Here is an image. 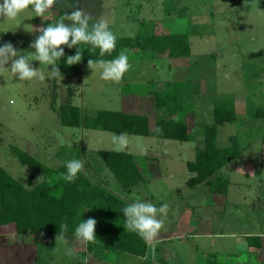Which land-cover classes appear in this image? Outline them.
<instances>
[{"label":"rangeland","instance_id":"374dc122","mask_svg":"<svg viewBox=\"0 0 264 264\" xmlns=\"http://www.w3.org/2000/svg\"><path fill=\"white\" fill-rule=\"evenodd\" d=\"M54 5L65 13L82 9L91 14L92 23L107 21L117 38L185 33L190 57L150 59L140 50H124L131 67L120 82L102 79L97 67L89 64L82 65L80 76L69 80L20 81L0 70V166L31 188L41 181L42 172L23 166L11 147L49 169L82 158L87 174L98 170L110 190L122 194L98 151L159 156L160 170L153 177L147 172V182L132 191L158 207L169 205L158 235L165 249L155 264H205L210 255L222 264H264V239L259 248L247 243L249 236L264 237V0H60ZM35 15L26 11L21 20L0 17V46L11 43L21 53L34 52L30 45L38 29L55 22L50 11L45 17ZM11 63L5 67L10 69ZM32 63L40 67L39 61ZM184 80L186 108L175 118L190 125L188 142L128 135L129 144L121 151L113 143L114 133L64 127L59 121L58 108L69 100L92 117L100 110L125 111L121 99L126 102L127 95L145 102L130 112L148 110L153 115L150 96L145 94L148 85ZM218 103L232 105L237 114L235 123L218 127V144L227 146L230 137L237 136L246 149L221 170L230 182L226 202L209 195L204 183L192 189L186 186L192 176L187 162L202 147L203 128L213 122ZM47 240L2 233L0 264H32L38 248L33 264L84 263L82 241L54 245L52 254L43 246ZM114 260L105 263L114 264Z\"/></svg>","mask_w":264,"mask_h":264},{"label":"trees","instance_id":"16d2710c","mask_svg":"<svg viewBox=\"0 0 264 264\" xmlns=\"http://www.w3.org/2000/svg\"><path fill=\"white\" fill-rule=\"evenodd\" d=\"M54 21L66 13L58 6L49 9ZM68 23V20L65 21ZM65 48V56L74 55L76 47ZM83 57L75 65H66L64 57L59 63L63 79L81 75V67L89 59H99V49L95 53L88 45L79 46ZM124 50H140L150 59H179L190 57V45L187 34H162L158 36H135L117 38V46L111 55L104 59H113ZM60 78V77H58ZM185 83V82H184ZM184 83H164L147 88V95L153 97L156 117L130 114L123 111L100 110L92 117L84 115L81 109L71 103L58 108V117L62 126L83 128L110 133L126 132L128 135L151 137L161 140L188 142L191 127L186 121L174 115L186 108L187 88ZM72 97L70 91V98ZM262 113V111H260ZM237 121L235 108L226 103H218L213 108V122L203 128V145L196 149L194 159L187 162V170L192 175L187 181L188 188L200 184L208 187L209 195L223 197L226 202L229 180L223 178L221 170L242 154L245 148L239 144L237 136L230 137L229 145L220 146L217 142L218 127ZM11 153L30 170L42 172L41 181L27 188L0 166V235L50 237L75 236L78 223L95 218V241L86 242L91 251L95 247L120 254L144 258L149 241L144 240L125 226L122 209L128 200L109 189L101 180L98 170L88 174L82 169L75 182H66L63 173L65 164L57 169H49L27 152L11 147ZM98 156L113 175L119 188L124 192L138 187L145 177L135 158L124 152L98 151ZM223 202V203H224ZM85 211V212H84ZM82 214V215H81ZM68 223V231L62 233L60 225ZM249 247L261 246L260 236L247 237ZM52 247V245H50ZM37 247V246H36ZM39 248L36 249L33 262H36ZM205 264H221L216 256H208Z\"/></svg>","mask_w":264,"mask_h":264},{"label":"clouds","instance_id":"9594fccd","mask_svg":"<svg viewBox=\"0 0 264 264\" xmlns=\"http://www.w3.org/2000/svg\"><path fill=\"white\" fill-rule=\"evenodd\" d=\"M60 3V0H0V17H6L9 20H21L26 11H33L39 17H45L48 10L54 4ZM71 21L66 23L65 21ZM91 14L77 8L71 13H66L54 23H49L47 27L38 29L39 35L30 45L34 52L21 53L11 43H5L0 46V70L9 71L13 76H18L20 81H31L39 79L41 81L60 77L59 63L64 57L66 65H75L79 63L83 57L80 45H88V50L95 53L99 49V59H89V65H95L99 70L100 77L104 80L120 82L124 78L125 73L131 67L126 52L121 51L118 56L113 59H104L117 46V36L110 29L109 24L105 20L92 23ZM24 21V20H23ZM76 47L74 55L65 56V48ZM15 58V59H13ZM12 61L11 67L6 68L5 65ZM33 61H39L40 67L37 69L33 65ZM45 66L43 69L41 66ZM51 66V70L49 67ZM112 140L118 150H125L129 144L128 133L122 132L113 134ZM66 171L62 174L66 182H75L78 174L81 173L84 163L82 158H73L66 161ZM169 210L167 203L161 204L159 207L140 197L127 203L122 209L125 219V226L132 232L138 234L146 241H154L160 231L164 227L165 219ZM85 212V211H84ZM82 215V214H81ZM97 220L88 218L78 223L74 229V235L78 239L85 242L97 240L95 236V228ZM60 230L62 233L68 231V223H61ZM69 254H71L69 252Z\"/></svg>","mask_w":264,"mask_h":264},{"label":"crops","instance_id":"0c3cea01","mask_svg":"<svg viewBox=\"0 0 264 264\" xmlns=\"http://www.w3.org/2000/svg\"><path fill=\"white\" fill-rule=\"evenodd\" d=\"M175 82L184 83V82H186V80H184V81H175ZM163 84H161V85H163ZM148 86H150V85H148ZM145 94L147 95V92ZM187 95H188V89H187L186 96ZM127 96H129L130 99L128 98L126 100V102L123 101L124 100L123 98H122L123 100L121 99V102H123L122 105L125 106V108H124L125 111H123V112L130 113V114L145 115V116H148L150 118H155L156 117L157 113H156V110H155V107H154V99H153V97L150 96V100L148 102H149L150 105H152V108L150 106V109L153 110L152 113H154L155 115L154 114L153 115H149L147 113L148 110L146 111V113H143L142 110L139 113L130 112V108L138 107L140 104L145 103V102H138V101H135L136 99H133V97L131 95H127ZM133 103H136V105L134 106ZM181 112H179V113H181ZM174 116H176V115H174ZM148 138H151V137H148ZM157 140H161V139H157ZM130 155H132L135 158L136 163L138 164L140 170L142 171V173H143V175L145 177V180H144L143 183L147 182V179H148V176H146L147 172L149 173L150 177H153L152 174H154V171H156V169H157V171L160 170V169L158 170V168H157V166H158L157 162H158V159H160V158H158L159 156L145 155L143 157V156H139V154H130ZM93 174H94V172H93ZM101 180H103V178ZM103 181H105V180H103ZM109 184H107V186H109ZM117 186H118V184H117ZM118 188H119V186H118ZM136 188H134V189H136ZM109 189H111V188L109 187ZM134 189L130 190L129 192H125V193L121 192L123 195L122 194H119V195L121 197L127 199L128 202H131L132 200L136 199L137 197H140L139 195L137 196L135 193H132V191ZM127 193L128 194L130 193V195L127 196L126 195ZM33 237H35V236H33ZM46 238L48 239L47 240L48 244L43 245V246H46L48 249H50V252L52 254H53V252L56 251L54 249L55 248L54 245H58V246L60 245L61 247L64 246V245H66V246L70 245L71 246V244H70L71 242H73V245H74L75 244L74 242H77V240L82 241V240L78 239L75 236H67V235L56 237L53 240H51L50 237H46ZM59 238H61V239L58 241ZM160 238L161 237L158 236L154 241H149L148 251H147L146 256L144 258H137V257L131 256V255H128V254H120V253H116V252H112V251H106L103 248H100L98 246L90 251L88 249L87 243L85 241H82L83 244H84V250H82V252H81L82 253L81 254V258H84V263H82L81 261H77V262H78V264H106L105 262H107L109 260V258H111L112 260L115 258V260L112 261L111 263H114V264H148L147 262L150 261L151 263H149V264H155L156 263L155 260H159L161 258V252H162L163 249H165V245H160ZM263 239H264V237H261V242L262 243H263ZM52 243H54V244L52 245ZM50 245H52V247ZM79 245H81L80 242H79ZM151 251L154 254V255L152 254L153 256L151 255ZM52 254H51V256L48 257V260L52 259ZM157 255H159L158 259H157ZM133 257H134V259H133ZM106 259H108V260L106 261ZM108 262H110V261H108Z\"/></svg>","mask_w":264,"mask_h":264}]
</instances>
